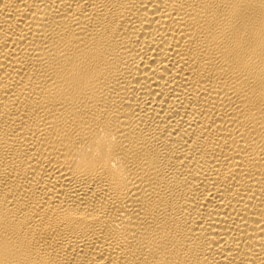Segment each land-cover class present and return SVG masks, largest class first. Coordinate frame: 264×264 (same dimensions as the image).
<instances>
[{"label":"bare ground","instance_id":"obj_1","mask_svg":"<svg viewBox=\"0 0 264 264\" xmlns=\"http://www.w3.org/2000/svg\"><path fill=\"white\" fill-rule=\"evenodd\" d=\"M0 264H264V0H0Z\"/></svg>","mask_w":264,"mask_h":264}]
</instances>
